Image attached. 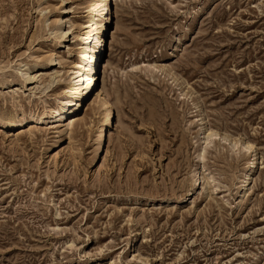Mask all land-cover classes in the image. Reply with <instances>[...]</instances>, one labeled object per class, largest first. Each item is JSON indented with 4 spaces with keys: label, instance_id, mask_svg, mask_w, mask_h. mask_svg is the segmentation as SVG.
<instances>
[{
    "label": "rangeland",
    "instance_id": "rangeland-1",
    "mask_svg": "<svg viewBox=\"0 0 264 264\" xmlns=\"http://www.w3.org/2000/svg\"><path fill=\"white\" fill-rule=\"evenodd\" d=\"M0 264H264V0H0Z\"/></svg>",
    "mask_w": 264,
    "mask_h": 264
},
{
    "label": "bare ground",
    "instance_id": "bare-ground-1",
    "mask_svg": "<svg viewBox=\"0 0 264 264\" xmlns=\"http://www.w3.org/2000/svg\"><path fill=\"white\" fill-rule=\"evenodd\" d=\"M108 5L103 6V8L100 10V18H102V23L95 25L94 31L95 33L91 36V40L87 43L88 45V52L86 53L85 57H83L86 60V65L81 67L80 70L72 69L70 74V91L68 92L67 97L59 99L56 103L55 108L52 110V114L45 117H38L34 118L31 117V120L34 121V119L38 122V125H47L51 124L52 121H57L58 118L61 116H66L67 112L70 111L71 108H78L79 107V100L78 98H85L88 94V92L93 91V94L95 92V96L102 101L103 108L105 109V118H103V122L108 124L111 120L110 118V110L109 105L107 102H104L102 98L101 89L99 85V78L97 77L98 72L102 71V74H105L106 72V65L104 63V60L101 61V56L103 54V47L105 43L104 39V29L108 25V19H106L108 13L107 11ZM108 34V33H107ZM62 40H66L70 37V31H66L63 34ZM107 43V42H106ZM99 63V64H98ZM26 76V75H25ZM92 95V94H91ZM105 100V99H104ZM54 115L53 118H51ZM63 117V118H64ZM51 118V119H49ZM21 122V121H20ZM19 122V123H20ZM31 122V121H30ZM53 124V123H52ZM23 127V126H22ZM100 132L98 134V138L96 141L97 144V150H100L101 140L104 132V126L100 128ZM104 137V136H103ZM221 140L222 142H226L227 140L224 138H219L218 135L211 130H206L205 134V144L212 142L213 140ZM231 147L239 148L245 156L252 155V160L248 162V166L245 168V172L241 178V181H238V189H239V196L240 200L245 199L248 196L249 191V183L252 181L254 176V169H256V166L259 164V159L256 155V151L253 147V144L251 143H238L236 141L230 142ZM198 157H201V160H203V156L199 155ZM251 162V165L249 166V163ZM199 173L194 172L193 174V185L197 186L199 185ZM243 179V180H242Z\"/></svg>",
    "mask_w": 264,
    "mask_h": 264
}]
</instances>
